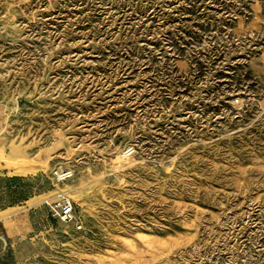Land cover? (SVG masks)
<instances>
[{"label": "rangeland", "instance_id": "obj_1", "mask_svg": "<svg viewBox=\"0 0 264 264\" xmlns=\"http://www.w3.org/2000/svg\"><path fill=\"white\" fill-rule=\"evenodd\" d=\"M0 264H264V0H0Z\"/></svg>", "mask_w": 264, "mask_h": 264}, {"label": "built area", "instance_id": "obj_2", "mask_svg": "<svg viewBox=\"0 0 264 264\" xmlns=\"http://www.w3.org/2000/svg\"><path fill=\"white\" fill-rule=\"evenodd\" d=\"M60 215L63 220L72 218L73 206L70 203H63V205L61 206Z\"/></svg>", "mask_w": 264, "mask_h": 264}, {"label": "bare ground", "instance_id": "obj_3", "mask_svg": "<svg viewBox=\"0 0 264 264\" xmlns=\"http://www.w3.org/2000/svg\"><path fill=\"white\" fill-rule=\"evenodd\" d=\"M61 174V173H60Z\"/></svg>", "mask_w": 264, "mask_h": 264}]
</instances>
